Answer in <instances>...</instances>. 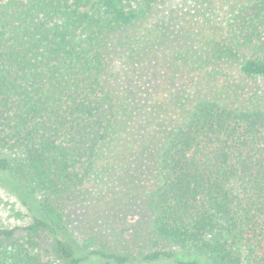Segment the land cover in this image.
I'll return each instance as SVG.
<instances>
[{"label": "trees", "instance_id": "16d2710c", "mask_svg": "<svg viewBox=\"0 0 264 264\" xmlns=\"http://www.w3.org/2000/svg\"><path fill=\"white\" fill-rule=\"evenodd\" d=\"M190 2L175 23L163 0H0V179L41 195L0 226V264H264V0ZM165 47L188 79L153 153L145 246L78 250L58 202L127 129L108 56L140 71ZM233 72L262 86L243 96Z\"/></svg>", "mask_w": 264, "mask_h": 264}, {"label": "rangeland", "instance_id": "374dc122", "mask_svg": "<svg viewBox=\"0 0 264 264\" xmlns=\"http://www.w3.org/2000/svg\"><path fill=\"white\" fill-rule=\"evenodd\" d=\"M163 1V18L169 15L176 23L188 15L190 0ZM236 1L228 0L227 5ZM116 49L117 45H112L110 52ZM108 59L110 85L119 101L126 104L127 129L107 146L108 161L102 162V168L92 174L85 187L58 204L68 226L67 237L78 250L85 241H93L95 248L136 251L147 239L150 215L144 208L143 194L154 179L153 153L177 119L174 104L183 94L188 77L175 70L166 47L147 58L140 71L127 56L114 54ZM232 74V79L243 85V96L262 86L237 72ZM8 156L12 155L0 151V157ZM40 198L0 179V226L27 224L30 217L23 203L34 208ZM176 256L190 257L180 250H176ZM82 264L107 263L90 258Z\"/></svg>", "mask_w": 264, "mask_h": 264}]
</instances>
